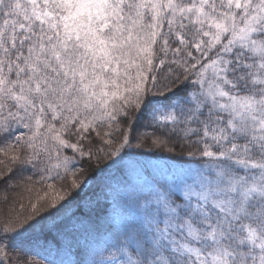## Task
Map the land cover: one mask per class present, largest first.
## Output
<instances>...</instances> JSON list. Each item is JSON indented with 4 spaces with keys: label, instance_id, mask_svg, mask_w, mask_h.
Masks as SVG:
<instances>
[{
    "label": "snow or ice",
    "instance_id": "1",
    "mask_svg": "<svg viewBox=\"0 0 264 264\" xmlns=\"http://www.w3.org/2000/svg\"><path fill=\"white\" fill-rule=\"evenodd\" d=\"M146 144L180 158L147 191L121 169ZM103 161L121 220L76 264H264V0H0V200L29 194L3 214L0 264L98 207Z\"/></svg>",
    "mask_w": 264,
    "mask_h": 264
},
{
    "label": "trees",
    "instance_id": "2",
    "mask_svg": "<svg viewBox=\"0 0 264 264\" xmlns=\"http://www.w3.org/2000/svg\"><path fill=\"white\" fill-rule=\"evenodd\" d=\"M143 131L141 129L137 135L142 134ZM17 134L22 133L18 132ZM126 152L127 155L121 164L122 174L128 177L132 185H137L145 191L156 181L165 182L171 171L170 166L180 159L170 156L164 150L150 147L148 144L141 149L134 147L127 149ZM108 164L109 161H103L100 168L87 173L92 191L97 194L99 206L97 207L93 202L90 207L84 200H79L61 211L60 215L49 221L48 226L43 230L37 228L26 237L23 243L18 242L15 250L9 252L13 264L25 254L28 260L39 261L40 264H76L77 261L83 259L80 249H82L85 240H92L96 234L95 230L102 231L109 219L116 224L120 223L121 217L117 215L119 211L117 203L122 200L124 190L121 188L119 192H116L106 185L109 183L108 175H113L118 179L121 173L113 170L111 174H102ZM84 166L87 167V164ZM34 179H38V177H34ZM36 190L42 191L38 186ZM8 193L14 199L8 204L0 200V226L3 225V214L15 206L16 200H20L25 211L28 208V193H22L20 189H9ZM3 194L4 186L0 184V196ZM52 223L60 224V231L52 229ZM85 226L88 227L89 232L84 231ZM66 248L73 250L75 256L73 259L67 255Z\"/></svg>",
    "mask_w": 264,
    "mask_h": 264
},
{
    "label": "rangeland",
    "instance_id": "3",
    "mask_svg": "<svg viewBox=\"0 0 264 264\" xmlns=\"http://www.w3.org/2000/svg\"><path fill=\"white\" fill-rule=\"evenodd\" d=\"M68 250L67 255L70 257V259H73L75 256L73 254V250H71L70 248H66Z\"/></svg>",
    "mask_w": 264,
    "mask_h": 264
}]
</instances>
